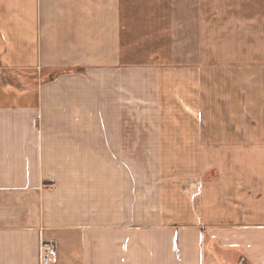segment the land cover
Masks as SVG:
<instances>
[{"label": "crops", "instance_id": "0c3cea01", "mask_svg": "<svg viewBox=\"0 0 264 264\" xmlns=\"http://www.w3.org/2000/svg\"><path fill=\"white\" fill-rule=\"evenodd\" d=\"M165 154L212 164L134 177ZM44 243L48 264H264V0H0V264Z\"/></svg>", "mask_w": 264, "mask_h": 264}, {"label": "rangeland", "instance_id": "374dc122", "mask_svg": "<svg viewBox=\"0 0 264 264\" xmlns=\"http://www.w3.org/2000/svg\"><path fill=\"white\" fill-rule=\"evenodd\" d=\"M210 157L186 154L131 156L132 174L137 178V173L143 169L147 179L156 175L154 177L157 178L156 181L161 182L165 188L166 182L171 177L182 175L185 177L186 174H191L193 169L197 174L202 168L210 166L212 164L209 162ZM202 177L210 180L212 177L215 179L216 175L211 176L207 173Z\"/></svg>", "mask_w": 264, "mask_h": 264}, {"label": "built area", "instance_id": "2783aa9c", "mask_svg": "<svg viewBox=\"0 0 264 264\" xmlns=\"http://www.w3.org/2000/svg\"><path fill=\"white\" fill-rule=\"evenodd\" d=\"M54 252V248L52 244L50 243H44L43 245V259L44 263L48 264L50 262V257L52 256Z\"/></svg>", "mask_w": 264, "mask_h": 264}, {"label": "water", "instance_id": "95a60500", "mask_svg": "<svg viewBox=\"0 0 264 264\" xmlns=\"http://www.w3.org/2000/svg\"><path fill=\"white\" fill-rule=\"evenodd\" d=\"M240 264H246V258L243 257L242 260L240 261Z\"/></svg>", "mask_w": 264, "mask_h": 264}]
</instances>
